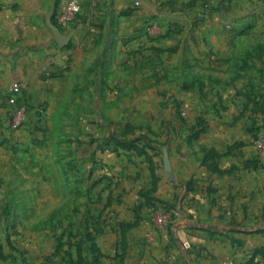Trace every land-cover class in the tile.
<instances>
[{
  "label": "rangeland",
  "instance_id": "374dc122",
  "mask_svg": "<svg viewBox=\"0 0 264 264\" xmlns=\"http://www.w3.org/2000/svg\"><path fill=\"white\" fill-rule=\"evenodd\" d=\"M187 4L163 34L147 25V42L126 36L113 66L102 36L77 44L76 63L37 74L28 98L20 74L10 76L0 97V264H125V152L145 156L157 182L154 158L171 148L210 176L257 174V200L228 233L242 247L236 234L259 236L245 263L264 264V0ZM58 5L47 19L52 46L70 50L74 31ZM49 24L72 35L69 44L60 47ZM208 131L239 137L208 149ZM107 231L117 236L109 257L97 243Z\"/></svg>",
  "mask_w": 264,
  "mask_h": 264
},
{
  "label": "crops",
  "instance_id": "0c3cea01",
  "mask_svg": "<svg viewBox=\"0 0 264 264\" xmlns=\"http://www.w3.org/2000/svg\"><path fill=\"white\" fill-rule=\"evenodd\" d=\"M57 1L59 16L64 0H0V97L9 91L10 76L20 74L28 98L42 83L37 74L58 69L69 60L76 63L82 55L81 47L91 46L102 36L111 43L107 57L113 66L112 60L126 53L120 46L126 36L135 38L133 44L147 42V25L154 28L150 36L157 37L156 33L163 34L184 11L183 0H82L81 14L67 26L74 31L76 46L57 50L47 27ZM186 1L192 10L196 0ZM136 2H140L139 7H134ZM131 7L130 15H121ZM238 137L236 131H208L203 144L208 149L217 145L221 148L224 142L232 144ZM177 154V148H171L170 180L164 178L163 159L154 158L161 177L155 182L145 156L125 152V264H246L245 256L262 243L260 237L236 234L247 240L242 247L232 241L229 222L233 216H243L244 206L257 200L260 178L254 172L244 178L239 173L210 176L207 169L196 171L188 153L173 159ZM231 164L225 162L224 168ZM170 210V218L161 220V213ZM116 240V234L107 231L97 243L109 257L115 253ZM184 240L192 243L191 251L182 248ZM104 264L117 263L105 259Z\"/></svg>",
  "mask_w": 264,
  "mask_h": 264
},
{
  "label": "built area",
  "instance_id": "2783aa9c",
  "mask_svg": "<svg viewBox=\"0 0 264 264\" xmlns=\"http://www.w3.org/2000/svg\"><path fill=\"white\" fill-rule=\"evenodd\" d=\"M135 4L139 6L140 2H136ZM82 9V0H64V2L62 3V11L58 18L64 26H69V24L81 14ZM11 92L13 94L12 101L16 104L20 95V87L13 86ZM172 213V210L163 212L160 215V219L168 220ZM147 237L151 238V235L149 234ZM181 246L185 251H191L193 249V245L189 240L182 241Z\"/></svg>",
  "mask_w": 264,
  "mask_h": 264
},
{
  "label": "water",
  "instance_id": "95a60500",
  "mask_svg": "<svg viewBox=\"0 0 264 264\" xmlns=\"http://www.w3.org/2000/svg\"><path fill=\"white\" fill-rule=\"evenodd\" d=\"M49 25L54 34V38L60 47H64L65 45L69 44V42L71 41L72 35L65 36L62 34V32L57 27L51 24ZM163 164H164V175H165V178L168 179L172 174V167H171V162H170L169 151L167 149L164 150Z\"/></svg>",
  "mask_w": 264,
  "mask_h": 264
}]
</instances>
